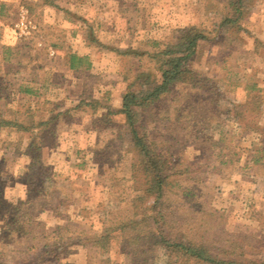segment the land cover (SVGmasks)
Segmentation results:
<instances>
[{
  "label": "rangeland",
  "instance_id": "1",
  "mask_svg": "<svg viewBox=\"0 0 264 264\" xmlns=\"http://www.w3.org/2000/svg\"><path fill=\"white\" fill-rule=\"evenodd\" d=\"M237 9L238 0H0V119L13 123L0 132V264H188L162 243L133 244L126 224L152 231L153 203L118 113L129 89L153 93L197 34L180 82L133 109L150 151L171 162L157 221L220 262L264 264V0L224 24ZM71 54L92 69L71 71ZM254 97L259 120L241 108Z\"/></svg>",
  "mask_w": 264,
  "mask_h": 264
},
{
  "label": "trees",
  "instance_id": "2",
  "mask_svg": "<svg viewBox=\"0 0 264 264\" xmlns=\"http://www.w3.org/2000/svg\"><path fill=\"white\" fill-rule=\"evenodd\" d=\"M250 1L251 0H238V9L236 11L235 17L232 19H226L224 24L228 21L231 23H238L243 17L244 10L250 6ZM200 40H204V37L200 36L199 34L191 37L189 44L185 49V52L187 54L189 53V55L178 56L177 58H169L166 61L164 69L161 72V81L153 93L146 96L145 98H139L136 95L134 89L131 88L123 97L122 110L118 114L122 116L127 123L132 145L142 154V158L145 161L148 179L143 191V195L148 201L152 200L153 204L150 207V212L153 213L152 220L154 221L153 230L147 232L145 231L146 229L142 227V223H139L137 219L129 222L126 225L130 226L129 229H131L135 234L133 244L138 245L144 241L149 244L162 243V246H164L166 249L174 250L176 252L178 261L180 262L188 264H230L220 262L209 255L193 249L191 244L186 242L181 235L180 237L179 235L174 236L164 224L160 223V220L157 221V217H161L159 215L160 208L162 207L163 201L171 187V180L173 178L170 171L171 162L167 156L156 158L152 151H150L145 139L139 134L137 130L136 113L133 110L136 106L147 107L148 105L158 102L177 83L180 82L181 74L185 68V65L196 53V50L200 44ZM174 55L176 54H171L170 56ZM66 62L71 71H89L93 67L92 62L88 57H80L74 54L67 56ZM261 105L262 103L260 100H258V97H254L252 102L242 105L241 108L246 112L247 115H250L254 118L257 117L256 119L259 120L263 115V111H261ZM10 126H13L12 122L0 119V132ZM262 145L264 147V135L262 136ZM37 159L39 160V154ZM125 229L127 228L125 227L124 230ZM47 261L48 259L44 260V262Z\"/></svg>",
  "mask_w": 264,
  "mask_h": 264
},
{
  "label": "built area",
  "instance_id": "3",
  "mask_svg": "<svg viewBox=\"0 0 264 264\" xmlns=\"http://www.w3.org/2000/svg\"><path fill=\"white\" fill-rule=\"evenodd\" d=\"M22 19H24V17H22Z\"/></svg>",
  "mask_w": 264,
  "mask_h": 264
}]
</instances>
